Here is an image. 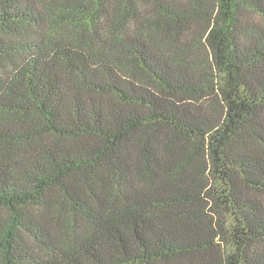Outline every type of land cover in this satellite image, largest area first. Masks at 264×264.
I'll return each instance as SVG.
<instances>
[{
	"label": "trees",
	"instance_id": "obj_1",
	"mask_svg": "<svg viewBox=\"0 0 264 264\" xmlns=\"http://www.w3.org/2000/svg\"><path fill=\"white\" fill-rule=\"evenodd\" d=\"M0 264H264V0H0Z\"/></svg>",
	"mask_w": 264,
	"mask_h": 264
}]
</instances>
